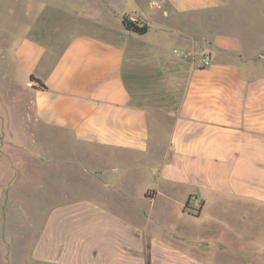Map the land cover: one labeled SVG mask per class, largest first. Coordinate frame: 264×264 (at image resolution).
I'll use <instances>...</instances> for the list:
<instances>
[{
	"label": "crops",
	"instance_id": "1",
	"mask_svg": "<svg viewBox=\"0 0 264 264\" xmlns=\"http://www.w3.org/2000/svg\"><path fill=\"white\" fill-rule=\"evenodd\" d=\"M125 3L0 0V95L2 80L15 97L23 88L28 98L11 114L58 149L53 195L43 194L35 222L32 195L17 196L20 174L6 176L0 149L1 264H202L176 248L175 232L115 210L134 204L128 179L147 165L159 183L145 198L169 201L184 184L198 186L185 201H202L203 213L201 193H220V220L250 224L249 255L264 264V0H152L135 14ZM125 16L148 33L127 31ZM53 17L56 25L43 22ZM69 151L70 164L109 162L83 173L96 194L69 187Z\"/></svg>",
	"mask_w": 264,
	"mask_h": 264
},
{
	"label": "rangeland",
	"instance_id": "2",
	"mask_svg": "<svg viewBox=\"0 0 264 264\" xmlns=\"http://www.w3.org/2000/svg\"><path fill=\"white\" fill-rule=\"evenodd\" d=\"M126 1L128 4L125 3V8L128 14H135V12L140 11L146 12L148 9L153 8L151 6L152 0ZM37 12V10H34L31 22H34L33 17ZM215 12L220 13V8L214 10ZM134 16L138 17L137 15ZM44 19L43 22L49 25H56L58 23L57 17L48 18L49 20L47 21ZM183 23L181 25H184ZM215 25L217 24L209 23L210 27H214ZM15 76L17 77V81H19L16 82L18 83L16 85L20 86L27 83L24 81L22 72L19 69ZM2 86H6L2 89L0 95V134H4L5 136L3 138L4 142L2 141L0 144L1 152L4 155L2 156V162L4 161L3 166L5 167L3 172L7 177L12 173V169L14 171L17 170L20 174L22 186H24L22 189L25 188V191L18 192L17 196H21L23 193H31L32 199L26 202V209L30 211L35 222L40 220L39 213L41 210H45L42 201L43 194L49 197L53 195L51 185L56 177L52 173L50 166L53 162V156L58 152V149L55 144H49L51 149H48L46 144L42 143L41 136L35 134V129L32 131L33 137H30V129L21 127L18 112L17 116L11 114V107H13L15 99L16 105H22L25 99L28 98L25 95L24 89L17 87V95L15 97V87L8 86L4 80H2ZM14 131L16 132V139H14ZM46 150L51 152L50 154L48 153V156L43 153ZM74 155L76 154L71 151L64 153L66 158L64 166L66 182L69 187L76 189V194H96L93 190L85 188L87 181H85L83 173H86L88 168L96 165L105 168L109 162L106 159L96 161L92 158L86 161H79L76 165L67 162ZM154 168L155 166L153 165H147L144 170L129 177L128 183L133 186L131 192L134 195V204L126 208L117 207L115 210L143 218L144 228H148L149 226L151 228L155 227L157 228L156 232L161 231L160 233L168 236L169 232H175L176 237L172 235L171 239L175 241L176 248L185 251L202 264H255L253 263L252 256L249 255L254 249L248 242L251 235V226L250 224L237 222L234 216L226 217L225 221L220 220V193L213 192L212 190H205L201 193L206 200L203 213L202 201L196 202L194 199H190L188 204L185 205L188 193H194L199 196L200 190L198 186L184 184L176 192V197L169 201L156 200L155 203H152L150 199L145 198L143 192L147 189L157 188L159 183L158 177L153 175ZM43 181L47 183V186L44 183L47 188L45 191L42 190ZM106 181L107 177L105 175L97 180L99 184ZM81 190L85 193H81ZM118 200L120 199L118 198ZM106 203L109 206L112 204L111 202ZM182 203H184V206ZM149 217L153 221L158 222L159 225L152 223L148 226L147 221ZM179 234L186 239V244L185 242L184 245L178 244L181 241L178 237ZM197 251L201 255H198Z\"/></svg>",
	"mask_w": 264,
	"mask_h": 264
},
{
	"label": "trees",
	"instance_id": "3",
	"mask_svg": "<svg viewBox=\"0 0 264 264\" xmlns=\"http://www.w3.org/2000/svg\"><path fill=\"white\" fill-rule=\"evenodd\" d=\"M122 23L124 28L132 33H136L138 35H145L148 33L149 31V26L147 23H141L139 21H135L132 20L131 18L125 16L122 19ZM30 80L32 82H36L38 84V88L42 89V90H46L47 86L45 84H43L40 80L36 79L34 76L30 77ZM191 199V197H189V199L187 200L186 204H188V201Z\"/></svg>",
	"mask_w": 264,
	"mask_h": 264
},
{
	"label": "built area",
	"instance_id": "4",
	"mask_svg": "<svg viewBox=\"0 0 264 264\" xmlns=\"http://www.w3.org/2000/svg\"><path fill=\"white\" fill-rule=\"evenodd\" d=\"M208 60H209L208 58L205 59L206 62H208Z\"/></svg>",
	"mask_w": 264,
	"mask_h": 264
}]
</instances>
